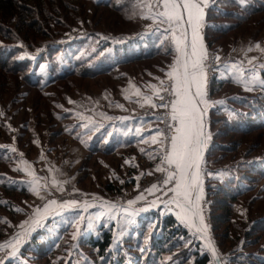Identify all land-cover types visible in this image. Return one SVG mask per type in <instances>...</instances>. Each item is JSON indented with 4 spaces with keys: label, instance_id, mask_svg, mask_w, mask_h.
Segmentation results:
<instances>
[{
    "label": "trees",
    "instance_id": "trees-1",
    "mask_svg": "<svg viewBox=\"0 0 264 264\" xmlns=\"http://www.w3.org/2000/svg\"><path fill=\"white\" fill-rule=\"evenodd\" d=\"M147 2L0 0V239L14 229L19 214L17 201L22 203L23 198L30 196L29 189L18 182L17 176L22 173L14 170L21 169L16 154L2 147V142L14 141L17 148L31 158L39 142L37 129L43 132V127L48 125L46 136L50 140L62 135L76 143L83 140L86 156L121 153L126 158L134 154L139 161L145 159L150 165L154 163L155 159H150L141 149L154 154L156 146L143 147L138 135H123L122 130L110 128L112 125L107 124V120L89 139L83 135L71 108L80 105V94L89 97L103 92L111 94L125 90L129 84L144 85L165 75L175 54L161 45L157 34H147L150 27H155L151 20L141 18L148 11ZM90 6L103 14L85 22L83 19ZM263 13L264 0H245L244 3L209 0L201 33L204 44L219 51L239 34L249 35L254 42L264 41L256 36L257 31L251 34L241 28L246 24L251 30H259L262 26L264 32V21L258 17ZM77 22H82V26L76 25ZM144 62L147 63L138 66ZM259 74L264 78V70ZM72 78L94 79L95 86L100 88L89 91L91 89L77 86L72 90L69 85L76 84ZM29 90L38 94L34 103L39 107V118H35L34 124L24 115L27 103L23 100ZM208 96L222 98L226 103V107L214 106V103L206 117L211 140L204 153L202 171L204 178L205 172L209 174L204 179V193L209 205L211 239L221 261L264 264V258L257 254L264 251L261 245L264 207L250 209L254 201L264 202V140L252 143V138L249 139L254 131L259 130V135L264 131V88L256 85L246 91L241 84L214 73L208 81ZM99 101L96 99V107ZM72 121L74 127L69 128ZM125 123H120L121 128ZM216 124L222 129L216 130ZM106 131L113 136L107 137ZM235 134H242L245 139L224 141ZM105 139L109 143L105 144ZM249 142L251 148L246 154L236 159L230 156ZM227 155L231 159L220 167ZM97 159L100 162L103 158ZM113 186L111 182L106 188L118 189ZM242 207L247 209V216ZM155 210L158 209L145 212L137 219L138 225L119 240L113 224L101 225L95 235L80 239L79 244L88 251L87 260L81 264H211V251L198 238L199 234L183 226L173 214L163 215ZM220 224H226L221 239L216 232ZM61 232V238H50L40 244L34 243V234L25 244V249L33 247L29 264H77L76 260L65 257L72 245L68 228L63 227ZM227 242L229 247L224 246ZM249 247L257 249L256 252L245 251Z\"/></svg>",
    "mask_w": 264,
    "mask_h": 264
},
{
    "label": "snow or ice",
    "instance_id": "snow-or-ice-1",
    "mask_svg": "<svg viewBox=\"0 0 264 264\" xmlns=\"http://www.w3.org/2000/svg\"><path fill=\"white\" fill-rule=\"evenodd\" d=\"M240 2L244 3L245 0H240ZM208 4L209 0H148L145 5L148 11L141 16L142 19L151 20L152 25L155 26L150 27L147 34H157L161 45L167 47L170 54L172 52L175 54L173 63L165 73L167 80H160L158 85H148L152 95H142L139 89L135 91V95L139 97L136 103L141 108L147 105L153 110H166V115L157 117V121H144L135 128V133L140 137L141 143L161 146L160 150L154 154L145 153L144 149H141V152L148 155L150 159L159 157V163L153 172L163 175L158 178L156 183L144 190L154 198L150 201L146 200L142 192L134 199L128 200L125 205L107 201H101L97 205L77 199L61 201L50 198L53 196V192L49 189V184L56 191L63 193L64 185L68 181L36 175L32 166L25 162L23 169L14 170L24 171L27 176L31 177L30 180L22 181V183H26L29 191L42 203L33 208L29 221L19 225L24 231L17 234L15 243L9 241L5 245H0V250L7 247L12 249L4 257H0V264H6L8 259H14L17 256L18 245L27 235H30L36 226H42L50 219L54 220L55 217L62 216L68 210L81 209L83 212H87L89 208L98 206L104 211L98 213L95 219L99 220L106 216L108 220H116L123 224L124 222L133 223L132 218L160 205H163L166 210L174 209L177 221L189 230L195 228V233L199 234L198 238L205 241L206 247L211 251L213 257L211 264H217L218 253L208 239L209 229L205 224L201 206V202L204 200L201 165L204 152L211 140L206 117L208 109L213 106L207 98L208 71L212 62L220 61L218 55L209 56L201 35V29L205 22V9ZM256 47L258 48L259 45ZM251 50L250 47L248 51ZM248 64H253V61L249 60ZM224 67L228 70L229 75H225L223 78L243 85L246 91L253 90L257 84L264 88V78L257 74L255 68L244 69L242 65L235 63L224 65ZM261 67L264 68V65ZM211 70L217 71L218 68H211ZM129 87L131 88L132 85L130 84ZM155 101H159V103ZM116 107L122 108L123 106L117 104ZM100 116L103 120L111 119L104 114H100ZM80 119L86 120L79 127L85 130L83 135H87L89 139L103 127L96 123L92 117L81 116ZM155 122L163 124L164 127H151V123ZM145 131L149 133L147 137L143 134ZM106 135L110 138L113 133L106 131ZM103 142L107 144L109 140L105 139ZM151 174L153 173H149V175ZM92 199L96 201L98 198L93 197ZM141 201H145V204L134 207ZM83 220H85V216L78 213L76 217L68 221L69 226L75 228L73 240L82 235L80 223ZM92 227L93 224L89 222L87 228L91 229Z\"/></svg>",
    "mask_w": 264,
    "mask_h": 264
},
{
    "label": "rangeland",
    "instance_id": "rangeland-1",
    "mask_svg": "<svg viewBox=\"0 0 264 264\" xmlns=\"http://www.w3.org/2000/svg\"><path fill=\"white\" fill-rule=\"evenodd\" d=\"M102 14L103 13L99 12L98 10L95 11V9L90 6L89 9H87L86 16L83 20L86 22L89 18L90 19L93 18V16L94 19H96L98 15H100L99 17H101ZM258 17L263 19L261 21H264V13L260 14ZM76 25L82 26V22H77ZM245 25L241 27L244 28L245 32L254 34L253 32L257 31L256 36L257 37L259 36V38L264 40V36H260L261 34H264V32H262V28H261L262 26L259 28V30L256 29L251 30ZM229 38L230 37H228L227 39ZM256 45H259V47L257 48ZM205 46L210 57H214L216 55L220 57L219 62H215V61L212 62L211 68H218V70L212 71L211 68L209 69L208 81L211 79L214 73L218 74L219 77L221 78H223L225 75H229V72L224 67V65H231L232 63H235L237 65H242L244 69L255 68L259 76H260L259 72L264 70V68L261 67V65H264V41L254 42L252 38L249 37V35L239 34L234 41H232L230 44L224 47L225 49L222 48L219 51H215L213 48L212 49L208 48L206 44ZM250 47L252 50L248 51ZM249 60H252L253 64L251 65L248 64ZM146 63L147 62L140 63L138 64V66H141L143 64L145 65ZM44 68L45 67L43 66L42 70ZM102 77L104 78V76ZM72 80H74V82L76 83L74 85L72 84L69 85L70 87H72L71 88L72 90L74 88H77V86L91 89L89 91H97L100 88V86H95L96 81L94 79L72 78ZM160 80L166 81L167 78L165 75H163V77H159L158 79H155L148 84H144V85L131 84L132 85L131 88L128 86V88H126L123 91L117 90L111 94L107 92H103L99 95H94L95 97H89L80 94V97H82L80 100L81 102L80 105L77 104L78 105L77 107L74 106L71 107L72 110L74 111L75 121L81 124L83 122H86V120L82 121L80 119L81 116L85 118L91 116H96L97 118H101L100 114H104L107 117L111 118L110 120H107V124L112 125L110 126V128H114L118 131L121 130V126H120L121 113L122 111H128V108L126 107L118 108L116 107V105L120 104L123 106L124 104H122V102L125 103L126 105L125 97L127 95L130 104L134 103V107L135 109H137L134 110L135 113L137 111H142L144 113L142 115L140 113V116H143L142 117L143 119L139 120L140 124H142L144 121H152L151 119H153V121L154 120L157 121V117L166 115V110L165 109L153 110L147 105L141 108L139 104L136 103V101L139 100V97L135 95V91L136 89H139L142 95H146V96L152 95V92L148 88V85L150 84L158 85ZM63 83L64 85H67L66 82ZM20 89L22 88L20 87ZM55 90L58 89L55 88ZM14 91L15 90H13L12 93H14ZM28 93L29 94L26 97V99L23 100L24 102L27 103L25 109L27 110V114L24 115L25 118L31 120L32 124H34L35 118L36 120L39 118L38 115L39 107L34 103L35 98H37L38 94L33 90H29ZM207 98L209 99L210 103L212 104L215 103L214 106L223 105L226 107L225 100L222 98H209V96ZM96 99L100 100L97 103L98 104L97 107L96 104H94L96 102ZM43 101L45 100L43 99ZM73 102L74 100H72V103ZM155 102L159 103V101H155ZM68 109H70V107H68ZM88 111L91 112L89 113ZM131 116L132 119L135 118L133 117V115ZM73 127H74V122L72 121V124H69V128H73ZM151 127L163 128L164 125L155 122V125L154 123H151ZM220 128L221 127L219 126V124L215 125L216 130ZM48 129H49L48 125L43 127L42 129L43 132L37 129L38 130L37 132L39 133V137H38L39 142L36 145L35 154L31 158L26 157L24 155L25 151L17 148L16 143L14 141H12L11 143L2 142L1 144L2 147H8L11 152H14L16 154L17 165L19 168L23 169L25 167V162H26L27 164L32 166V170L36 173V175L42 177H48L49 179L56 178L62 181H68V183L64 185L63 193L56 191L55 188H53L51 184H49L48 187L53 192V196L50 198H56L61 201L77 199L80 201H87L90 204L95 203L97 205H99L101 201L115 202L119 205H125L128 200L134 199L142 192L143 194H146L147 192H145L144 190L150 187L151 184L156 183L158 178L163 175L158 172H153V169L159 163L158 158L154 160V163H152V165H150L149 160L142 159V161H138V159L134 158V154H132L133 156L132 158L130 157L131 155L124 158L122 157L121 153L120 155H112V156L111 155L103 156V154H98L96 156H86V150L84 149L82 142L76 143L73 141L72 138L65 137L63 135L50 140V138L46 136L47 133H49ZM145 132L143 133L144 135ZM250 138H252V143L256 140L263 141L264 131L262 135H259V130L254 131L253 134L249 136V139ZM244 139H245L244 135L235 134V135L227 136L224 139V141L225 140L226 141L230 140V142L243 141ZM141 145L146 146L148 144L141 143ZM249 145H251V143L250 144L244 143L243 145H241V148L239 150L229 155L236 159L239 157V155L246 154V150L248 151V149L251 148L249 147ZM160 148L161 146L159 145L156 146V148L153 147V150L155 152H158ZM12 149H15V151H12ZM229 155H227L224 159H222V161L220 162L222 165L220 167H223L228 163V161L231 159ZM97 158H103V159H100L99 162ZM50 169H52V171H50ZM21 173H22L21 175L17 176L18 182L22 185H25L29 189L28 185L26 183H22V181H28L31 179V177L27 176L24 171H21ZM149 173H153V174L149 175ZM204 176L206 178L207 176H209V174L205 172ZM205 178L203 177V180ZM111 182L113 183V185L115 184V186L118 188L117 190L114 191L107 190L106 186L108 183ZM115 186L113 187L116 188ZM157 195H159V193H157ZM169 196H171V193H169ZM93 197H96L98 199L96 201H93L92 199ZM153 198H154L153 196H150L146 198V200L150 201ZM23 199H22L23 200L22 203L19 200L17 201V203H19L17 205L19 214L14 229L7 237L0 239V245H5L9 241H11L14 244L17 238V234L24 231V229H21L19 227V225H21L25 221H29V218L33 213V208L36 205H40L42 203L41 200L38 199L31 191H30V196L28 198H23ZM144 204L145 201H141L134 207H140ZM201 206L203 208L205 224L209 229L208 236L210 235L209 237L211 239L212 233H210L211 230L208 224L209 205H208V201L205 198V193H204V200L201 202ZM262 207H264V202L254 201L250 209L256 210L257 208H262ZM154 209H158L155 211H160V214L163 215L164 214L174 215V209L166 210L163 207V205L150 208V210H154ZM242 210L244 215L247 216L248 214L247 209L245 207H242ZM101 211H104V209L98 206L89 208L87 212H83L81 209L68 210L65 213H63L62 216H57L55 217L54 220L50 219L49 222H46V224L42 226H36L34 230L31 231L30 235H27L23 239L22 243L18 245L19 252L17 253V256L14 259H8L6 261V264L7 263L29 264L31 262V257L33 255V247H29L25 249L26 247L25 244L33 237V235L36 234V240L34 241V243L40 244L42 241H47L50 238L52 239L61 238L62 237L61 233H63L61 232V229L63 227L68 228V231L70 233V240L72 241V245L68 248L65 257L66 259H71L73 261L76 260L77 264H81L82 261L87 260L88 251L81 247V245L79 244L80 239L82 238L86 239L91 234L95 235L98 227L101 225L110 226L113 224L116 231V239L119 240L126 234L128 230L138 225L137 219L139 217H142L145 213V212L140 213L139 215L132 218L134 220L133 223L124 222L123 224H121L118 223L116 220H108L106 216L102 217L99 220L95 219L96 215ZM78 213L84 215L85 220L81 221L80 223V227L82 229V235L78 236L76 240H73L72 236L73 233L75 232V228L69 226L68 221L76 217ZM215 214H218V210H215ZM89 222L93 224V227L91 229L87 228ZM25 227H27V225H25ZM225 227L226 224L224 225L220 224L219 226H217L216 232L218 234V238L220 239L222 238L223 232L225 231ZM191 231L195 233V228H193ZM45 237L47 238L44 239ZM223 242L224 240H222V243ZM204 243L206 245L205 241ZM229 245L230 244H228L227 242L225 243L224 246L229 247ZM261 245L262 247H264V241L262 242ZM11 250H12L11 247H7L0 250V257H4L5 254L10 253ZM252 250L254 249L252 247H249L245 251H252ZM256 250H254L253 252H256ZM69 253H71V256H69ZM62 254L63 253H60V255ZM257 254L260 257L264 258V251L258 252ZM221 262L222 264H228L227 259Z\"/></svg>",
    "mask_w": 264,
    "mask_h": 264
},
{
    "label": "crops",
    "instance_id": "crops-1",
    "mask_svg": "<svg viewBox=\"0 0 264 264\" xmlns=\"http://www.w3.org/2000/svg\"><path fill=\"white\" fill-rule=\"evenodd\" d=\"M204 26H205V22H204ZM204 28V27H203ZM203 28L201 29V32H202V30H203ZM205 45V44H204ZM206 47V46H205ZM127 97H128V95H127ZM122 104H124L123 105V107H126V108H128V111H122V113H121V122H126L124 125H123V127L121 128V130H122V134L123 135H125L124 133H128L126 136H128V137H134V136H137V134L135 133V128L137 127V126H140L141 124H140V121L139 120H141V119H143L142 117L143 116H140V113H142V111H137L136 113H135V111L134 110H137V109H135V107H134V103H131L130 104V102H129V98H127L126 99V105H125V103H123L122 102ZM89 113L91 112V111H88ZM132 112V113H131ZM131 115H133V117H135L134 119H132V116ZM106 116V115H105ZM92 118H93V120L96 122V123H98V124H100V125H102L103 123H106V120H103V119H101V118H97L96 116H91ZM152 121H153V119H151ZM155 121V120H154ZM154 125H155V123H154ZM131 130V131H130ZM83 131L85 132V130L83 129ZM149 135V133L148 132H145V135L144 136H148ZM141 143V142H140ZM153 146H159V145H146V146H143V147H145V148H149V147H153ZM131 158L133 157L132 155L130 156ZM134 158H136V159H138V161H139V157H137L136 155H134ZM140 161H142V160H140ZM140 195V194H139ZM145 195V197L146 198H148V197H150L149 195H148V193H146V194H144Z\"/></svg>",
    "mask_w": 264,
    "mask_h": 264
},
{
    "label": "water",
    "instance_id": "water-1",
    "mask_svg": "<svg viewBox=\"0 0 264 264\" xmlns=\"http://www.w3.org/2000/svg\"><path fill=\"white\" fill-rule=\"evenodd\" d=\"M205 153V152H204ZM201 167H202V165H201ZM198 223V222H197ZM208 239L212 242V240L210 239V237L208 236ZM212 244H213V242H212ZM214 245V244H213ZM216 248V247H215ZM217 251V250H216ZM218 253V252H217ZM218 257H219V255H218ZM217 264H222V262L220 261V258L217 260Z\"/></svg>",
    "mask_w": 264,
    "mask_h": 264
},
{
    "label": "built area",
    "instance_id": "built-area-1",
    "mask_svg": "<svg viewBox=\"0 0 264 264\" xmlns=\"http://www.w3.org/2000/svg\"><path fill=\"white\" fill-rule=\"evenodd\" d=\"M146 111H148V110H146ZM142 114H144V113L142 112L141 115H142Z\"/></svg>",
    "mask_w": 264,
    "mask_h": 264
}]
</instances>
